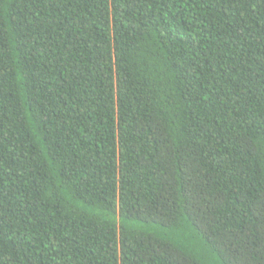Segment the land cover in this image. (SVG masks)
<instances>
[{
	"label": "trees",
	"instance_id": "1",
	"mask_svg": "<svg viewBox=\"0 0 264 264\" xmlns=\"http://www.w3.org/2000/svg\"><path fill=\"white\" fill-rule=\"evenodd\" d=\"M0 264H264V0H0Z\"/></svg>",
	"mask_w": 264,
	"mask_h": 264
}]
</instances>
